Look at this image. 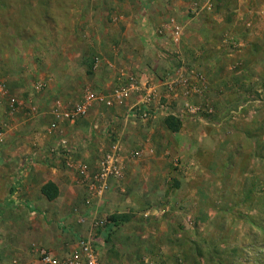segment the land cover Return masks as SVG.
<instances>
[{
	"label": "rangeland",
	"instance_id": "obj_1",
	"mask_svg": "<svg viewBox=\"0 0 264 264\" xmlns=\"http://www.w3.org/2000/svg\"><path fill=\"white\" fill-rule=\"evenodd\" d=\"M0 86V148L43 144L0 156V264L82 240L101 264H165L158 243L191 250L171 264H264V0H0ZM146 95L150 118L127 117ZM83 102L86 116L55 120ZM8 121L26 129L6 136Z\"/></svg>",
	"mask_w": 264,
	"mask_h": 264
},
{
	"label": "built area",
	"instance_id": "obj_2",
	"mask_svg": "<svg viewBox=\"0 0 264 264\" xmlns=\"http://www.w3.org/2000/svg\"><path fill=\"white\" fill-rule=\"evenodd\" d=\"M173 35L175 38L179 39L178 37L179 31L177 28L175 29ZM130 81H131V84H129L127 87L120 88L119 90L115 92L114 99H116L118 102H121L122 101L121 98H125V96L129 92L135 89V87L132 85L133 78H130ZM184 83H186L185 80H182L181 82L176 81V82L166 83L164 86L166 87L167 95L173 94L176 91V87ZM147 92L149 93L148 94L149 96L153 93V90L148 88ZM146 98H147V95H146ZM151 105L152 104L150 100L147 98L146 100H143L137 108H134V109L132 108L131 110H129L126 116L131 117V118H137L142 121H146L150 118V112L152 108ZM87 111H88V107L86 103L83 102L80 104H76L69 109L62 108L59 111L56 110L55 120L59 122L66 121L69 123H74L78 119L86 116ZM110 170L111 169L109 167L105 168L104 165L102 164L101 170L99 172L100 181L101 180L104 181V179L107 177L109 173H110L109 175L114 173L113 170H111V172ZM40 257H41V262L43 264H101L98 258L97 251L94 247V244L89 240H82L79 243L78 251L69 257L58 259L45 252H42Z\"/></svg>",
	"mask_w": 264,
	"mask_h": 264
},
{
	"label": "crops",
	"instance_id": "obj_3",
	"mask_svg": "<svg viewBox=\"0 0 264 264\" xmlns=\"http://www.w3.org/2000/svg\"><path fill=\"white\" fill-rule=\"evenodd\" d=\"M179 39L175 38L174 35H172L171 37V41L174 43V44H177ZM47 43V45L50 44V42H45V44ZM1 87V86H0ZM20 92L18 91V94ZM18 94H14V97H17ZM12 97V96H11ZM8 103V102H7ZM7 104L4 106L3 104L0 105V122L3 123L2 121V117L7 109ZM6 107V108H5ZM88 117V116H87ZM66 123V122H65ZM5 128L8 129V133L6 136H12V135H18L19 133H21L22 130L26 129L25 126H24V123L20 122V121H14V122H6L4 124ZM69 126V125H68ZM31 127V125L29 126ZM76 127V126H74ZM77 128V127H76ZM32 129H36V125L32 127ZM66 130H62L61 131V137L67 139L68 141H71L75 143V148L77 151H79V154L80 156L82 155H91L93 156V153L91 152V150H86L84 149L83 147V144L81 143L79 146V137L77 135H82L84 136L80 130H75V129H72L70 132H68V129L67 127H65ZM87 131V130H86ZM85 131V132H86ZM63 133V134H62ZM8 139H5V141H7ZM73 143V144H74ZM71 144V143H70ZM42 142H41V137L40 135L37 136L35 133L31 134L30 132V136L28 138V140H24L16 145H12L11 147H7V148H0V156H39L37 153H33V152H36V148H42ZM36 147V148H35ZM74 147V146H73ZM41 156V154H40ZM53 182H55L54 179H52ZM56 183V182H55ZM169 235H166L164 234V237H163V242H165L166 240L168 239H171V237H168ZM172 236L174 237H177V235L173 234ZM195 236V235H193ZM199 239V238H198ZM158 241V240H157ZM180 244H178L176 246V249H171V248H166L164 246V243L161 244V243H158L157 247L161 250L160 252H162L161 254L163 255L162 257V260L165 264H169L170 261H174L173 260V256L174 254L178 253V252H181L183 253L184 250H189L188 253H186L189 257H193L192 254H189L191 252L190 249H188V246L186 245H183V246H179ZM96 249V248H95ZM173 255V256H172ZM178 255V254H176ZM196 261V260H195ZM167 262V263H166ZM171 264V263H170ZM189 264H192V263H189Z\"/></svg>",
	"mask_w": 264,
	"mask_h": 264
},
{
	"label": "trees",
	"instance_id": "obj_4",
	"mask_svg": "<svg viewBox=\"0 0 264 264\" xmlns=\"http://www.w3.org/2000/svg\"><path fill=\"white\" fill-rule=\"evenodd\" d=\"M165 124H166V127L172 131V132H176L178 131V129L180 128V122L177 121L176 119L170 117V118H167L165 120ZM40 192L41 194L49 201L53 200L56 198V195H57V189L56 187L52 184V183H46L45 185H43L40 189ZM123 219L122 217H116V216H113L111 218V222L116 224L115 220L117 219Z\"/></svg>",
	"mask_w": 264,
	"mask_h": 264
}]
</instances>
